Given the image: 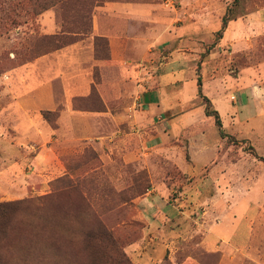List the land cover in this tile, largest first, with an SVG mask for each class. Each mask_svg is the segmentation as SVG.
Returning a JSON list of instances; mask_svg holds the SVG:
<instances>
[{
  "label": "rangeland",
  "instance_id": "374dc122",
  "mask_svg": "<svg viewBox=\"0 0 264 264\" xmlns=\"http://www.w3.org/2000/svg\"><path fill=\"white\" fill-rule=\"evenodd\" d=\"M107 3L148 15L113 16ZM232 8L234 20L218 39ZM94 16L100 34L132 35L130 47L140 58L154 35L167 40L168 32L184 27V49L195 58L189 67L199 73L211 52H219L207 65L211 70L264 61V0H239L237 7L234 0H0V203H15L0 219V264H264V162L249 149L264 157V116L252 123L226 118L225 131L239 143L220 137L213 161L187 173L176 162L190 161L186 149L171 158L142 143L154 127L144 129L140 111L146 108L127 74L123 88L111 91L99 89L98 67L86 69L94 70L98 85L72 100L70 109L81 116L75 132L63 131L67 123L72 129L74 113H66L57 79L56 108L35 106V89L56 77L39 69L37 58L79 41L84 56L110 57ZM164 46L157 49L161 57ZM261 75L264 85V69ZM19 98L30 103L25 114L43 136L35 129L23 133ZM238 102V113L257 116L258 106ZM107 111L119 114L118 127L105 120ZM90 116L97 119L94 133L86 132ZM210 121L214 140L218 131ZM134 151L135 159L125 160Z\"/></svg>",
  "mask_w": 264,
  "mask_h": 264
},
{
  "label": "crops",
  "instance_id": "0c3cea01",
  "mask_svg": "<svg viewBox=\"0 0 264 264\" xmlns=\"http://www.w3.org/2000/svg\"><path fill=\"white\" fill-rule=\"evenodd\" d=\"M104 8L108 11V14L113 16L122 15L124 12H132L130 16L141 19V16L148 15L146 11L135 10L122 3H107ZM238 24L237 22L234 23V27ZM172 27H174L173 23L168 25L167 29H172ZM93 29L97 32L98 37L106 38L108 41L110 47L108 60L98 61L93 56H84V53L80 51L82 41H79L60 48L52 54L43 55L35 61L39 69H51L53 74L56 75L53 80L35 89L33 94L36 96L35 106L39 109L46 108L48 110L56 108L57 102L53 95V84L54 80L57 79L58 83L61 84V89L65 91V111L67 114L74 113L70 116L69 121L72 129L69 130V124L67 123L68 128L63 130L68 132L67 134L75 132L74 129H76L81 118V116L75 115L79 111L70 109L72 100L75 97L86 95L92 89L93 84L98 85L94 79V70H92L91 75L86 70L90 67L92 69L98 67L101 70L102 81L98 85L99 89L119 90L125 84L126 74L131 77L133 85L142 96L141 105L146 108L140 111L142 115L141 122L145 126L144 129L154 127L152 131L149 130L148 134L143 135L144 142L142 143L152 151L165 153L166 156H171V158L177 156L178 150H180L181 155L183 149H186L190 161L181 158L176 162L187 173H194L200 170V167L211 163L217 155L221 139L215 125L219 138L214 133V136L216 135L215 139L209 140L210 130L208 126L211 117L206 115L202 102L195 104L200 98L198 80H201L203 94L211 100L213 106L219 112L222 124L226 118L232 121L252 123L264 116V108L260 105L261 100H264L262 96L264 85L260 83L263 79L261 70L264 69V61L241 67L235 66L229 72H225V69L222 68L211 70L207 65L219 55V52H211V54L204 56L202 60L203 67L207 69H200L199 73V69H190L189 67L195 58H190L184 49L187 40L186 28L184 27L180 29L175 27L173 31L168 32L169 38L167 40L162 35H154V43L149 45V52L145 51V54L148 55L143 56V58H140L139 54H134L135 48H133V45L130 47L131 42L134 41L132 35L128 37L119 33L100 34L97 16H94ZM235 32L236 29L231 30L229 34L236 36ZM143 41L149 42V39L144 37ZM232 42L231 46H235L237 43ZM162 44H165L164 49L167 50L166 55L163 57L160 56L157 50L158 46ZM74 51H76V54L73 53ZM232 52L236 53V51ZM232 72H236V74L232 75ZM110 77H113V79L110 80ZM190 90L193 93L189 94ZM195 90H197V93L194 94ZM261 96L262 98H260ZM103 98L108 104V98L105 94ZM237 99L246 107L258 106L257 116H248L240 110L238 113L239 102ZM17 105V114L21 118H25L21 124L23 133L35 129L38 134L41 133L43 136L45 134L43 130L38 124L29 122V117L25 114L30 103L25 101L24 98H19ZM198 108L200 110L196 111ZM102 115L106 116L105 120L111 118L115 122L120 117L118 113L115 117L111 111H107ZM86 122H88L86 132L94 133L97 125L92 123H96L97 119L87 117ZM116 126L118 127V122ZM115 133L114 136L120 137L122 131L116 130ZM138 152L128 153L125 160L135 159Z\"/></svg>",
  "mask_w": 264,
  "mask_h": 264
},
{
  "label": "trees",
  "instance_id": "16d2710c",
  "mask_svg": "<svg viewBox=\"0 0 264 264\" xmlns=\"http://www.w3.org/2000/svg\"><path fill=\"white\" fill-rule=\"evenodd\" d=\"M239 3V0H234V7H237ZM234 14H235V9H227L226 13L224 14L223 18H222V22H221V27L220 29L215 33L217 35L218 39H222L224 36V33L230 23L231 20H234ZM198 93L200 98L203 101V105L205 107V113L208 117L213 118L214 123L216 125V127L218 128L220 137L222 139H227L229 142L232 143H239V141L236 140V138L233 135L228 134L222 124V120L220 117L219 112L215 109V107L213 106L211 100L205 96L202 92V88H201V80H198ZM241 143L243 142H247V141H240ZM251 150V154L258 157V159L262 162H264V157H261L260 155L257 154V152L255 151V149L253 147L249 148ZM15 205V203H0V219L3 217H6L8 211L10 210V207Z\"/></svg>",
  "mask_w": 264,
  "mask_h": 264
}]
</instances>
